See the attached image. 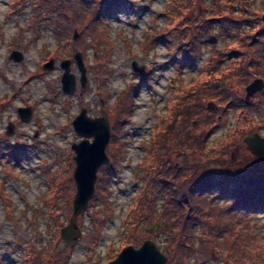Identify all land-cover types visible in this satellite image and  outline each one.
I'll return each mask as SVG.
<instances>
[{"label":"trees","instance_id":"trees-1","mask_svg":"<svg viewBox=\"0 0 264 264\" xmlns=\"http://www.w3.org/2000/svg\"><path fill=\"white\" fill-rule=\"evenodd\" d=\"M30 1L35 16L27 22L28 28L34 29L40 25L44 13L48 22L43 27L52 26L59 40L54 50L47 52L45 49L46 57L43 61L47 62L51 58L72 59L75 53H82L89 83L79 90L80 98L84 99L85 93L92 90L91 82L94 80V93L100 98L94 111L111 124L112 135L108 147L110 163L99 169L95 194L88 209L77 219L78 227L82 231L88 230L83 235L89 247L86 255L88 259L96 261L98 241L102 238L103 228L108 220L114 218L115 213L112 174L122 165L128 152V126L135 116L136 101L142 87L152 76L154 69L149 67L140 75L139 82H130L126 93L112 101L108 85L115 73L110 63L116 40L111 37L110 18L129 0ZM182 3L183 0H174L173 8L170 5L165 7L168 20L166 28L157 30L154 26V31L145 32L140 43L142 56L148 58L159 43L167 41L172 44L169 51L174 59L181 53L182 59L191 62L201 55L202 39L212 32L216 24H221L222 35L233 29L234 22L228 20V15L216 12L213 16L198 13L191 17L185 13ZM220 7L219 5L218 9ZM24 9V0H12L7 17L18 15ZM155 20L157 17L152 22L155 23ZM75 30L78 32L76 38ZM122 34L120 32L118 38H124L127 45L132 47L131 41ZM88 39L97 52L93 61L97 68L95 73H92L88 59ZM20 40L22 44V36ZM257 67L264 68V60ZM210 71L212 69L202 73L205 79L202 87L190 83L186 89L172 95L167 116L160 120L145 141V157L133 176V180L140 186L124 218L128 232L120 233L124 244L118 253L124 247L138 248L146 240H151L168 258L167 264H264V173L250 175L240 172L234 175L230 172V159L225 157L250 130L259 131L255 127V115L264 113V93L259 101H255L258 97L249 101L238 99L237 96L230 99L228 97L227 101L219 99L214 102L218 106L217 110L208 115L205 99H199L198 94L204 92L208 96L214 90ZM41 72L45 74L43 69ZM258 75L264 78V71ZM218 81L214 82L216 91L218 84L221 90L222 87L225 88L228 75L223 74L220 82ZM49 90L50 107L53 108L62 92L53 85ZM15 100V94L0 98V119L14 105ZM70 102V97L62 99L63 110H67ZM26 105H31L34 109L36 106L28 100ZM231 112L238 114L233 138L229 143H221L223 152L219 154L222 158H215L213 151L209 150L208 138L226 123ZM195 121H199L197 127L193 125ZM18 122L12 121L16 129ZM208 125L213 129L204 133L200 127ZM18 138L19 136L15 143ZM8 140L5 135H0V167L5 173L0 179V201L9 219L17 226L16 208L12 195L6 191V180L9 177L14 180L22 179L17 171V164L22 161L29 146L21 142L22 145H11ZM4 144L11 147L6 157L3 152ZM67 153L64 157L62 155L59 168L55 169V163L47 165V171L55 172L48 181L50 193L45 200L47 209L45 212H35H43L48 218L47 245L39 251L40 248H35L33 242L27 241L21 264H69L72 257V246L66 245L60 235L61 228L72 216L76 193L73 180L75 164L71 148ZM25 209L20 211L24 216L27 215ZM86 214L91 216V229L85 222ZM155 226L157 229L153 232ZM17 230H13L14 235L18 234ZM14 240L22 244L18 235H15ZM114 258L109 254L106 263ZM3 261V255H0V264Z\"/></svg>","mask_w":264,"mask_h":264},{"label":"rangeland","instance_id":"rangeland-1","mask_svg":"<svg viewBox=\"0 0 264 264\" xmlns=\"http://www.w3.org/2000/svg\"><path fill=\"white\" fill-rule=\"evenodd\" d=\"M11 2L12 0H0V98L4 95L15 94L16 100L14 105L6 110L0 119V135L3 137L7 133L12 120L19 121L18 107L28 106L26 105L27 100L29 103L34 102L36 104L31 121L16 123L17 129L14 128L10 135L11 138L8 140L11 145L18 143L29 145L28 150L23 154L25 157L23 156L22 161L17 164V171L22 179L14 180L9 177L6 180V191L12 195L16 208V218H18L17 224L19 225L16 226V223L9 219L3 203L0 201V255L4 257L2 264H21L24 256L23 249L27 241L33 242L36 245L35 248H40L39 251H41L46 247L49 238V233L46 232L49 221L43 212L47 209L45 200L50 193L48 181L55 172L47 171L46 167L48 164L55 163V169L59 168L62 155L63 157L68 155L67 152L71 145L81 141V137L73 130L71 122L83 108L87 109L89 116L94 117L97 114L94 108L100 103V98L94 93L96 84L94 80L91 82L92 90L85 93L84 99L80 98L79 90L83 89L79 82L80 72L77 71L72 58L69 60H72L71 69L76 76L74 93L71 96L62 93L60 100L53 108L50 107L49 89L51 85L62 92L61 76L63 71L59 64L63 60L52 58L55 61L53 69L44 70L45 74L41 70L43 69L44 64L42 65V63H44L46 51L54 50L59 40L52 26L43 27L48 22L44 18V13L40 25L34 29L28 28L27 22L35 16L30 0H24L25 9L23 12L8 18L7 14ZM172 3L174 4V0H129L125 5L120 6L110 18L111 37L116 40L110 63L115 69V73L108 85V89L112 93V101L126 93L130 82H139L140 75H143L149 67L154 69V73L144 83L136 101L135 116L128 126L130 134L128 152L122 160V165L116 168L112 174L115 213L114 218L108 220L103 228L102 238L98 241L96 261L88 259L86 253L89 251V247L82 237L76 244L72 245L73 254L69 264H108L106 262L109 254L115 256L114 259L117 258L120 253L118 251L124 244L123 236L120 233L128 232L124 218L140 186L133 180V176L145 157V141L149 139L152 130L154 131L160 120L167 116L172 95L189 86L191 82L188 81L194 77L200 63H203L205 68L212 60L214 67H211L210 79L213 80L214 90L216 88L214 86L215 80L220 82L223 74L228 75V81L224 83L225 88L222 87L221 90L220 84L217 85L218 90L223 94L217 90L219 92L218 94L216 91L218 97L212 101L204 100L206 109L209 104H212L210 111L207 109L208 115L217 110L218 106L214 103L215 101L219 99L227 101L228 97L230 99L235 96L238 99L246 100L247 92L245 89L254 81L253 79L258 77L264 80L262 76H257L259 72L264 71V68L257 67L260 61L264 60V0H183L182 5L185 13L187 12L191 17L194 14L198 15V13L204 16V13L213 16L219 12V15H228V20L234 22L233 29L222 35L221 24H216L212 32L209 33L212 35L217 33L218 37L214 35L219 39L216 49H213V45L210 44L204 53L201 52V55L191 62L186 61L185 58L182 59L181 53L177 54V58L174 59L169 51L172 44L167 41L159 43L155 51H152L150 56L145 58L140 52V43L146 35L145 32L154 31V26L157 30L166 28L168 20L165 7L170 5L173 8ZM219 5L221 7L218 9ZM156 17L157 20L153 23L152 20ZM120 32H123V37L131 41L132 47L127 45L124 38H118ZM21 36L24 39L22 44ZM204 40H206L205 37L202 42ZM88 46L89 63L92 66V73H95L97 68L93 65V61L97 57V52L90 39H88ZM13 51L20 52L19 61L11 59L10 56ZM211 51H214L211 56L212 59L209 57ZM134 53L139 55L136 56ZM217 59L223 62V66H217L215 62ZM133 63H136L138 67H144L142 74H137V76L136 73L134 74ZM178 63H192L185 68L181 80L174 79L175 73L182 71L179 69L178 65L180 64ZM255 73L256 77H254ZM202 79H204L203 76ZM251 80L253 81L250 83ZM214 90L212 89L213 93H215ZM65 97H70L71 100L67 110L62 108V99ZM260 97L261 95L256 96L255 101H259ZM262 98L264 100V97ZM237 115V113L231 112L226 123L208 138L209 150L213 151L215 158H222L219 154L223 152L221 143H229L233 138ZM193 125L197 127L199 121H195ZM255 127H258L259 131L252 129L246 136L258 133L264 138V113H256ZM200 129H203L205 133L210 132L213 127L208 125L202 126ZM15 136H19V141L17 140L16 143L12 142ZM6 139L8 138L6 137ZM243 139L230 153L225 155L226 159L229 157L231 162L229 164L231 166L230 172L234 175L240 172L250 175L263 174L264 162L251 153ZM4 148L3 152L6 157L11 147L4 144ZM73 157L74 153L72 160ZM4 175L5 173L0 167V179ZM24 209L27 212L26 216L20 212ZM36 210H43V212L36 214ZM90 219V214H86L85 222L90 227L89 229H91ZM16 228L18 234L15 235L20 237L22 244L14 240L13 230ZM35 228L38 230L36 231ZM156 229L154 227L153 232ZM87 231L85 229L83 233L85 234ZM262 233L264 234V228Z\"/></svg>","mask_w":264,"mask_h":264},{"label":"water","instance_id":"water-1","mask_svg":"<svg viewBox=\"0 0 264 264\" xmlns=\"http://www.w3.org/2000/svg\"><path fill=\"white\" fill-rule=\"evenodd\" d=\"M78 32L75 30L74 37ZM11 59L20 60V52L13 51ZM74 62L77 71L80 72V86L84 88L88 83L86 67L83 62L82 53L74 55ZM55 61L50 59L43 65L45 71L53 69ZM72 60H63L59 67L63 71L61 76L62 93L71 96L76 88V76L71 69ZM132 69L136 74H142L144 67H138L133 63ZM264 89V82L261 79L253 81L246 87V100H250L257 92ZM214 105V104H213ZM212 104H209L210 111ZM18 116L21 122L28 123L33 117L32 107H19ZM71 126L75 133L81 137V141L73 143L71 149L74 153L73 161L75 170L73 179L76 185V194L73 200V213L68 224L60 231L61 238L67 245L76 244L82 237V231L77 225V218L82 214L89 205L90 200L95 194V185L97 182L98 170L110 163V159L106 153L107 147L111 140V126L108 119L104 117L92 118L87 114L86 109H82L80 113L73 119ZM14 131V125L10 124L7 135H11ZM251 153L264 162V138L258 133L246 136L243 139ZM167 257L158 249L157 245L146 240L143 244L135 248L133 246L124 247L117 258L108 264H167Z\"/></svg>","mask_w":264,"mask_h":264},{"label":"flooded vegetation","instance_id":"flooded-vegetation-1","mask_svg":"<svg viewBox=\"0 0 264 264\" xmlns=\"http://www.w3.org/2000/svg\"><path fill=\"white\" fill-rule=\"evenodd\" d=\"M217 34V33H216ZM216 34H214V35H216ZM214 35H212V34H208L207 36H206V40H204V42H203V45L201 46V49H202V53H204L205 52V50L206 49H208V46L210 45V44H212L213 45V49H216V47H217V44H218V41H219V39L218 38H216V37H218L217 35H216V37L214 36ZM212 49V50H213ZM213 53H214V51H211V53L209 54V57H210V59H212V55H213ZM216 63H217V66H223V62H221L220 61V59H217L216 61H215ZM46 62H44V63H42V65L43 64H45ZM178 64H180V63H178ZM189 64H191L192 65V63H186V64H183L182 65V63L180 64V65H178L180 68L179 69H182V71L181 72H178L177 71V73H175V75H174V79H179V80H181V78H183V76H184V71H185V68L187 67V65H189ZM203 63H200V66H199V68L197 69V71L195 72V74H194V77L193 78H191L188 82H191L193 85H195V86H198L199 88L200 87H202L203 85H204V81H205V79H202V73H203V71L205 72V71H207L208 69H212L211 67L213 66L214 67V64H213V62H212V60H210V64L208 65V66H206L205 68H204V66L202 65ZM177 66V67H178ZM217 70H218V68H217ZM211 72V71H210ZM257 79H260V78H254L253 80L255 81V80H257ZM253 80H251L250 81V83L253 81ZM263 80V79H262ZM263 82H264V80H263ZM179 83H181V82H179ZM188 84V83H187ZM190 84V83H189ZM249 84V83H248ZM200 90H203V89H200ZM214 92L215 93H209L208 94V96H205L204 95V92H202V93H199L198 94V98L199 99H205V100H210V101H212V100H214V98H216V97H218L216 94V90H214ZM245 92H246V89H245ZM264 93V89L263 90H261V91H259V92H257L253 97H251V99H253L254 97H256V96H259V95H262ZM245 98V97H244ZM88 110H90V109H88ZM88 113V112H87ZM95 117H100V115H97V114H95L94 115V117L93 118H95Z\"/></svg>","mask_w":264,"mask_h":264}]
</instances>
